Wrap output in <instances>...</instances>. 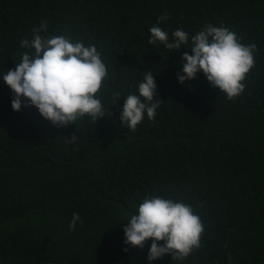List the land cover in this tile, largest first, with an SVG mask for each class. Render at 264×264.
I'll use <instances>...</instances> for the list:
<instances>
[{"label":"trees","instance_id":"trees-1","mask_svg":"<svg viewBox=\"0 0 264 264\" xmlns=\"http://www.w3.org/2000/svg\"><path fill=\"white\" fill-rule=\"evenodd\" d=\"M165 11L169 36L210 23L256 44L238 96L226 99L199 73L177 83L190 50L148 43ZM41 21L101 52L106 116L54 127L34 107L11 110L0 84V264H147L150 240L122 251V219L145 194L199 205L204 229L182 262L165 254L152 264H264V0H0V72ZM150 69L161 107L128 130L123 96L107 112L112 93L135 92ZM73 212L81 223L70 231Z\"/></svg>","mask_w":264,"mask_h":264},{"label":"clouds","instance_id":"clouds-1","mask_svg":"<svg viewBox=\"0 0 264 264\" xmlns=\"http://www.w3.org/2000/svg\"><path fill=\"white\" fill-rule=\"evenodd\" d=\"M168 19L162 12L149 29V44L160 43L164 48L178 51L182 46L190 50L178 58L176 81L184 84L202 74L213 88L219 89L226 99H233L245 88V75L254 65L255 43L242 44L236 33L229 28L210 23L189 36L182 28L169 33L159 25ZM23 49L18 63L0 72V84L12 93L10 108L34 107L41 118L54 127L74 125L85 117L97 121L105 117L101 100L102 82L108 78V70L101 52L95 44H86L73 38L67 30L61 35L48 33L47 23H41L31 31V38L20 39ZM135 92L112 93V103L124 97L119 112V123L134 131L145 117L151 121L161 107L157 97V82L150 70L143 71ZM75 135L68 138L75 141ZM193 205L182 199L155 194H145L122 220V251L130 247L143 248L150 240L146 253L147 264L169 254L171 260L183 259L200 246L203 224ZM81 223V217L73 212L68 223L69 230ZM162 241L163 243H159Z\"/></svg>","mask_w":264,"mask_h":264}]
</instances>
